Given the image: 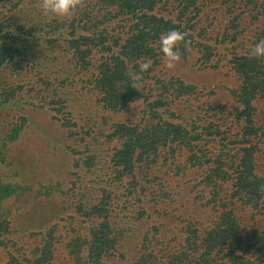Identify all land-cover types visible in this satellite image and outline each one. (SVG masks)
Segmentation results:
<instances>
[{
	"label": "trees",
	"instance_id": "1",
	"mask_svg": "<svg viewBox=\"0 0 264 264\" xmlns=\"http://www.w3.org/2000/svg\"><path fill=\"white\" fill-rule=\"evenodd\" d=\"M39 2L0 0V112L14 115L21 103L32 100L29 93L35 89L28 88L25 63L47 69L29 51L34 41L47 48L48 59L63 64V73L69 72L65 77L56 75L59 85H53L50 75L39 71L42 82L55 89L79 83V95L93 97L101 111L119 120L102 133L112 153L108 171L99 176L101 194L94 203L75 206L77 213L67 216L70 224L63 226L65 231L49 217L57 202L55 195L43 202L30 200L25 211L21 206L0 213V251L10 256L6 264H109L117 260L123 264H264V120L258 119L264 116V58L248 55L264 40V0H86L85 7L67 19L45 17ZM207 3L217 7L208 12L203 9ZM223 5L226 13L218 12ZM171 30L187 34L190 45L181 43L177 51L181 61L196 58L195 75L216 79L223 72L228 82L236 83L222 86L232 101L212 106L202 101L206 93L199 90L201 84L160 74L157 67L164 63L159 37ZM146 60L151 67L141 74L137 90L130 86L127 74L139 71V63ZM8 68L10 74L5 72ZM207 96L213 98L216 93ZM64 103L54 99L55 106ZM135 109L141 113L139 121L133 115L121 121ZM54 116L56 122L62 120ZM0 122V131L9 133L10 143L26 128ZM69 123L62 121L66 126ZM56 126L51 124L52 129ZM7 146V142L0 143L2 162L7 160ZM50 159L45 158L38 170L48 166ZM84 162L91 169L96 158ZM163 168L173 176L193 170L190 181L193 192L197 190L195 199L208 190L202 207L209 209L211 223L198 220V226L196 222L191 228L183 227L182 246L174 250L162 240L169 222L155 224L163 213L150 215L151 228L138 233L147 213L140 206L146 189L141 187L138 170L147 178L149 171ZM126 179L131 181L125 183ZM23 183L0 180V205L18 202L20 194L27 193V183ZM78 183L72 186L74 196L83 197L84 182ZM120 194L122 210L116 212ZM77 216L83 227L75 226ZM22 229L36 236V245L19 244ZM137 238L141 253L131 262L128 245Z\"/></svg>",
	"mask_w": 264,
	"mask_h": 264
},
{
	"label": "rangeland",
	"instance_id": "2",
	"mask_svg": "<svg viewBox=\"0 0 264 264\" xmlns=\"http://www.w3.org/2000/svg\"><path fill=\"white\" fill-rule=\"evenodd\" d=\"M203 3L204 1L202 5ZM246 3H248V0H246ZM207 4L208 6L203 7V9L208 8V12L212 8L217 7V4ZM226 8L227 6L223 5V7H219L218 12L226 13ZM29 51L34 56H37V59L42 60L46 64L47 69L41 67V65L35 67L25 63L23 74L26 77V81L30 82L28 88L33 86L35 89L32 93H29L32 100L21 103L20 111L14 115L8 116L0 112V121L8 123L10 127H13V125L26 127L24 133L20 134L18 140L14 143L8 141L7 135L9 133L0 131V143H8V146L4 149L6 150L7 160L6 162L0 160V180L13 184L25 182L23 184L27 183L24 186L27 193L22 195L19 193L20 200L14 204L6 205L5 203L4 205H0V213L10 209L14 210L16 207L21 206L24 207L25 211L26 203L30 200L35 199L37 202H43L46 201L47 196L55 195L57 197L55 201L57 202L50 209L49 217L52 224L60 222L61 228L65 231L63 226H69L70 224L67 216L75 212L77 213L75 206L81 202L86 204L94 203L101 194L99 187L102 186V182L99 176L108 171L112 153L102 133H108L110 124L118 121L119 117L115 114L101 111L93 97L79 95L76 92L78 85L81 88L79 83L71 86L73 88L70 89H55L54 86L48 87L49 85L40 80L41 74L48 73L53 85H59V80L55 78L56 75L60 76L63 74L65 77L69 72L66 70L64 73L62 72L61 67L63 64L59 63V61L48 59L46 55L47 48L42 44L33 41L29 45ZM195 62L196 58L189 59L187 62L180 60L173 70H168L164 66L157 67V69L161 68L160 74L167 76L175 74L186 80L187 83H192V85L194 83L201 84V89L199 90H204L206 93L203 95L202 101H209L212 106H216L220 101L223 103H226L228 100L232 101L233 96L230 95L228 90L222 89V86L227 83L233 87L236 86V83L228 82V78L226 79L223 72L216 79H207L206 77L202 78L195 75V68L193 67V63ZM39 71L42 73L40 74ZM5 72L10 74L11 71L8 68ZM12 78L15 77L13 76ZM60 79H63V77ZM203 87L204 89H202ZM211 91L216 93V96H213V98L207 96L210 95ZM54 99L65 101L63 107H60L61 105L55 106ZM50 103L52 106H50ZM231 104L232 102L229 104L230 107ZM56 107L60 109V112ZM262 109L264 110V107ZM54 114L59 115L62 120L56 122ZM132 115L139 121L141 113L137 109L132 112L130 111L128 116L124 118L122 116L121 121H126ZM21 117L25 119L19 120ZM262 118L264 120V116L258 115V119L262 120ZM68 120L72 124L69 123L68 126L62 124V121ZM52 123L57 124L54 129L51 127ZM0 124L2 125V122ZM58 130H61V133H56ZM77 152L79 154L75 156ZM47 157H51L49 165L44 169L42 168V170H38L45 163V158ZM75 157H77L76 160ZM88 158H96V163L91 169L84 162ZM76 162L80 163L78 167L75 166ZM261 162H264V157H261ZM104 164L105 166H103ZM261 164V172L264 174V164ZM152 171H149L147 178L144 177V173L140 175L139 170L137 173L141 187L146 189V195L141 196L144 202L140 206L144 207L147 211L143 222H140L138 225V233L144 234L149 230V227L151 228L150 215L157 214V212L163 213L162 218L155 224L159 226L160 222L164 220L169 222L168 226L166 224L162 231V240L168 243L167 247L169 249L174 250V248L182 246L180 242L185 237V234L182 232L185 228H191L196 222V226L200 225L201 222L198 220L204 221L205 225L211 223V216L208 213L209 209L206 210L207 207H202L206 202L202 197L208 195V190L201 193L200 199H195L197 190L193 192L190 181L193 170L187 171L188 174L185 173L179 176L169 175L165 168L160 171ZM58 179L60 180L58 181ZM79 181L84 182V186L81 187L85 191L83 197L81 195L74 196L75 191L72 186L74 183L79 185ZM128 181H131V179H126L125 183ZM137 189L140 190V187H137ZM68 193L69 195L65 196ZM118 199L120 200H117L118 202L115 206L116 212L122 210L123 197L121 194ZM188 213L191 214L188 216ZM74 224L78 227L85 225L78 216ZM25 232L22 229L21 237L17 239L20 242L19 244L32 247L36 245V236L30 237ZM72 235H75V232ZM167 247L164 249L165 253H169ZM128 248L129 259L132 262V259H136L141 253V244L138 238L132 241L128 245ZM9 258L8 253L0 251V264H6ZM109 264L123 263L117 260Z\"/></svg>",
	"mask_w": 264,
	"mask_h": 264
},
{
	"label": "clouds",
	"instance_id": "3",
	"mask_svg": "<svg viewBox=\"0 0 264 264\" xmlns=\"http://www.w3.org/2000/svg\"><path fill=\"white\" fill-rule=\"evenodd\" d=\"M86 5V0H40L39 8L43 15L49 18H70L75 12L82 9ZM186 33L178 30H171L163 33L159 37V48L162 53V59L164 67L168 70L175 69L176 65L181 59L178 46L181 43L185 44V47L190 45V41H186ZM249 58H264V40L256 43L249 50ZM151 67V61L146 60L139 63V71L130 70L128 77L131 81V87L137 90L141 88L142 73L146 72ZM261 191L264 192V186L261 187Z\"/></svg>",
	"mask_w": 264,
	"mask_h": 264
},
{
	"label": "bare ground",
	"instance_id": "4",
	"mask_svg": "<svg viewBox=\"0 0 264 264\" xmlns=\"http://www.w3.org/2000/svg\"><path fill=\"white\" fill-rule=\"evenodd\" d=\"M189 4V3H188ZM137 14V13H136ZM145 15V14H144ZM153 15V14H152ZM141 17H143L142 15H141ZM146 17V16H145ZM148 17V16H147ZM127 18V17H126ZM133 20V19H132ZM119 28V27H118ZM131 28V27H130ZM167 32V31H166ZM101 37V36H100ZM100 39V38H99ZM243 259V258H242ZM249 260V259H248Z\"/></svg>",
	"mask_w": 264,
	"mask_h": 264
}]
</instances>
